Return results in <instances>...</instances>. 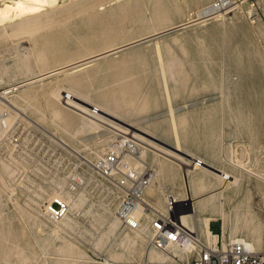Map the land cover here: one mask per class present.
<instances>
[{"label": "rangeland", "instance_id": "1", "mask_svg": "<svg viewBox=\"0 0 264 264\" xmlns=\"http://www.w3.org/2000/svg\"><path fill=\"white\" fill-rule=\"evenodd\" d=\"M12 1L28 15L0 26V91L31 74L69 66L19 89L30 95L20 105L23 112L14 113L17 118L0 141V264H137L148 249L149 236L129 242L110 230V223L117 220L114 211L120 194L112 180L91 168L102 149L119 138L118 133L133 135L139 152L148 150L146 142L133 134L138 131L109 125L97 115L63 104L56 94L60 91L63 95L66 90L90 109L98 107L97 97L127 90L137 99L134 112L110 118L134 122L135 127L168 143H173L177 134L184 153L206 157L227 173H240L238 189L226 190L221 200L226 212L238 208L252 216L251 226L259 232L258 250H264V153L260 148L264 143L253 136L258 103L249 105L252 113L244 129L246 122L240 121L246 119L236 113L240 104L232 99L226 81L229 75L250 86L262 77L250 72L246 78L242 73L246 66L238 64L247 52L236 51L230 33L239 30L229 25L242 24L251 30L250 40L260 49L257 63L264 70V0H236L237 8L202 25L148 38L155 31L189 20L217 0ZM159 14L162 19H154ZM206 27L213 31L202 33ZM85 58L87 64L70 66ZM23 63L29 66L26 71L20 70ZM6 66L13 71L10 75L4 71ZM203 70L214 73L210 82ZM259 99L264 100V93ZM170 107L175 111L174 123ZM57 110L66 112L67 117ZM88 121L95 126L85 127ZM223 145L229 148L226 153ZM250 146L255 147L253 152ZM93 149L99 155L95 160ZM136 157L124 159L135 166L141 164V168L149 166L153 185L169 190L158 167L138 154ZM168 161L172 175L176 171L179 179L176 162ZM73 185L75 191L69 189ZM60 187L79 203L77 207L69 205L68 221L49 216L44 208L51 196L60 193ZM171 192L177 197L184 193L182 189ZM252 195L258 212L252 206ZM233 196L236 203L228 210L225 204ZM160 206L163 211V201L156 200L154 207L159 210ZM145 222L146 218L142 219L141 225ZM219 222L211 224L214 234ZM117 230L136 234L119 220ZM220 231L229 235L230 230L224 233L222 221ZM231 238L238 239L236 235ZM241 239L252 241V234L247 231Z\"/></svg>", "mask_w": 264, "mask_h": 264}, {"label": "bare ground", "instance_id": "2", "mask_svg": "<svg viewBox=\"0 0 264 264\" xmlns=\"http://www.w3.org/2000/svg\"><path fill=\"white\" fill-rule=\"evenodd\" d=\"M240 1L243 2L244 0H240ZM236 2H237L236 0H217V2L206 5L201 10L195 12V14H192L189 20L182 22L180 24L174 25L172 27H168L161 31H157V32L155 31L152 35L146 36L145 38L151 37L156 34H162L164 32L176 30L182 27L202 25L204 22H206L207 19H210L211 17H215L218 14L224 13L230 8H233V9L237 8L238 6L234 5ZM26 15H28V12L26 10L19 9L12 0H2V2L0 3V26L5 25L7 23H11L17 19L23 18ZM154 19L161 20L162 19L161 14H159L158 16H155ZM229 28L239 30V32L234 31L230 33V36L232 37L231 41H232L233 46H235L236 51L244 50L247 52V55L243 59L239 60V64H238V65L246 66V69L244 70L245 72L242 71V73L246 74L245 75L246 78H247L248 73L250 72L261 74L262 77H260V79L258 80L253 81V84L249 86L248 84L247 85L241 84L240 80H243L242 78L241 79H239L238 77L231 78L229 77V75H227L226 81L228 80L227 81L228 89H229L228 91H229V94L231 93L233 95L232 99L240 104V106L236 110V113L240 116V119H246V120L240 121V124L241 122H246V124L244 125V129L248 128V123H249L248 120L250 119L248 117L252 113V110L249 108V105H251V102L258 103L257 104L258 107L254 109V113L256 114V111L258 113H257V118H256L257 125L254 128L253 136L256 140L264 143V100L259 99V95L264 93V70H262L261 64L257 63L259 60L260 49L256 47L253 41L250 40L251 38L250 29L245 28V26H243L242 24H237V23H231L229 25ZM212 29H213L212 27H206L202 31V33H211L213 31ZM237 35L240 36L239 39L235 37ZM110 51L111 50L101 53L99 55L107 54ZM88 60H89L88 58L81 59L77 61L76 63H73L74 65L71 63L70 66H75V64L76 66L84 65L89 62ZM66 66H69V65H66ZM66 66H63L57 69L47 70L39 74H31L30 76H26L24 79L20 81H15L13 82V84L11 83V85L5 86V88H3L2 91H0V112H3L4 109L9 110V111L7 110L8 112L6 111L7 113H5L4 115V123L6 124L8 129L12 126V123H14L13 122L14 118H17V117H14L15 116L14 113L19 114L20 112L21 113L23 112V109L20 107V105L24 103L30 95L28 92L24 90L19 91V89L26 85L32 84L37 79H41L42 77L47 76L48 74L54 71H60ZM28 67L29 66L26 67V64L23 63L20 67V70L26 71ZM4 71L8 73L9 75L13 72L9 66L4 67ZM203 73H205V76L208 82H210L212 78V74L214 73L210 70H203ZM162 75L164 78L163 83L166 85L167 80L165 78V74L162 73ZM2 82H3V79L0 77V84ZM218 83L219 82L217 81V84ZM14 91L15 93L10 96V94L13 93ZM124 91L121 93H113L112 96L97 97V100L99 102L98 107H96L97 109H94V108L90 109L87 106L83 105L81 103L82 101L79 100L78 97L71 94L70 91L66 90L65 92H63V95L60 93V91H58L56 95L63 104H66V105L67 103L72 104V106L76 107L81 112L88 111L89 113L93 115H97L95 117H98V119L102 120L103 122H107L109 125L114 124V125H117V127H123L132 133L133 131H138V133H133V134L138 136L142 141L146 142V145L148 146V150L146 149L143 151L141 150L140 152L138 151V158L140 157V158H145L146 160H151L158 167V172L163 173V177L166 179L170 191H176V190L180 191L181 189L184 191L181 197H177L173 193L175 197H177L178 199L187 197L191 202V208L189 210V213L181 217L182 222L186 224L188 227L196 230L200 234L203 240H209L212 237L211 233H213V231L211 230V227L209 224L210 220L219 218L222 221L224 233L227 230L228 231L230 230L229 235H227L230 238L225 236L222 232L224 237L233 239L231 238V236L236 235L238 239H233V240L243 241L251 249L258 250L259 248L258 244H260V238L258 234L259 232L256 229L252 228L251 226L252 216L249 215L248 212H244V210L242 209L240 210L238 208L234 212H226L225 207H224V202H222L221 200L222 199L221 197L224 195V192L226 190L236 191V189H238V187L240 186V179H241L240 173H236V172L227 173L221 170L220 168H217L214 162H212V160H209L206 157H203V158L195 157V155L189 151L184 153L183 152L184 150L181 149L182 145L180 143V140L177 134H175V141H173V143H168L162 140L161 138H157L153 134H149L143 130H140L138 127H135L134 122H128L126 120L124 121L123 118H120V119L117 118L118 120L125 123L123 124L120 121L118 122L114 120V118H116L117 116L121 117V115L123 114L124 115L129 114L130 116L131 112L135 109V108L133 109L132 106H134L137 101L136 97H133L134 95L132 94L131 96H129V93H128L129 91L127 90H124ZM64 94H67V95L64 96ZM241 97H244V98H241ZM5 98H7V100ZM167 100L170 101L169 94L167 96ZM4 106L6 107L4 108ZM243 106H245L244 109H241L240 107H243ZM168 113L169 115H171L170 116L171 122L174 123L175 122L174 109L170 107L168 109ZM57 114L64 115V117H67L66 115L67 113L64 112L63 110H60V111L57 110ZM110 116L114 118L112 119L110 118ZM83 125L87 128H93L95 126V124L89 121L84 123ZM136 126H138V124ZM173 126L177 127V125H173ZM239 132L242 133L243 130L240 129ZM158 140L167 144L170 147H167L161 144L160 142H158ZM62 143L64 144L65 142L62 141ZM153 147H156L158 150L156 148L154 149ZM250 148H251V152H253L255 147L250 146ZM260 148H261V152L264 153V146ZM223 149L225 153L229 151V148L224 145H223ZM151 151H155V152H151ZM75 153L81 159L88 160L86 156L78 154V152H75ZM92 153L93 155H95V157L93 158L95 160L97 156L99 155L97 154V151L94 149L92 150ZM125 157L134 159L136 156H134L133 154H125L124 158ZM168 159H171L173 162L174 161L176 162V165L178 166V169L180 171L179 179H178V175L176 171L174 175H172L171 169L169 167ZM198 160H200V162ZM126 162L130 163L128 161ZM94 163L95 162L92 163V166H94ZM130 166L136 169L138 168V170L141 168L140 167L141 164L139 166H135L134 164L130 163ZM91 168L95 169V167H91ZM151 173L153 172L151 171ZM153 175L154 174H152L151 176L150 184L147 186L146 190L143 193V198L147 200L153 207L150 208L149 210H146L145 212H143L140 208H138L134 212V216L139 220V226L137 228H132L131 226L123 223L120 220V218H118L115 214L114 215L117 218V220L110 223V230L116 231L117 234L121 238L126 239L129 242H135V241L141 242L144 239H146V237L148 238V236L151 235L152 230H151L150 221H149L151 217L149 214L150 213L154 214V210H158L156 207H154V202H156V200H160V201L162 200L163 208H164V193H165V190L167 189H164L163 187L158 186V185L154 186L152 183ZM155 177H156V174H155ZM106 179L108 178H105V180ZM259 185L260 187H262L261 184ZM114 186L119 191V194H121L122 190L115 183H114ZM209 187H212V188L210 190H207V192L202 193ZM75 188L76 187L74 185L71 187L69 186V189L71 191H75ZM61 190L62 189L60 187L57 190V192L60 191V193L55 194V195L62 196L63 198L66 199V201L68 202V211L62 217L58 218V220L68 221L69 217L67 214L69 212V207H70L69 205L71 204L72 207L73 206L77 207L79 203L77 199H72L71 197H68L67 192H64ZM65 194L66 196H64ZM161 196H162V199H161ZM51 197L49 199H51ZM159 210L162 211L161 206ZM145 218H146V222L144 223V225H141V220ZM118 220L121 222L123 226H125L129 230L136 231V234L134 236H131V234L128 233L127 231L119 232L117 230ZM247 231L252 234V241L241 239V236L244 235V233ZM214 237H216V234H214ZM170 249L172 252L177 253V254H189L191 252L190 248L184 249V247L181 245H172ZM148 256L150 259H166L167 258L165 254L161 253L155 248L148 249Z\"/></svg>", "mask_w": 264, "mask_h": 264}, {"label": "built area", "instance_id": "3", "mask_svg": "<svg viewBox=\"0 0 264 264\" xmlns=\"http://www.w3.org/2000/svg\"><path fill=\"white\" fill-rule=\"evenodd\" d=\"M7 110L0 112V141L4 139L8 128L4 123ZM118 135L119 138L102 150L94 167L100 176L113 180L122 190L115 215L123 223L137 228L139 220L134 216L136 209L140 208L145 212L153 207L143 198L152 173L149 166L137 170L126 162L124 155L136 156L138 144L134 136L127 132ZM190 204L187 197L178 199L170 190H165L164 210H154L149 220L152 232L148 238V249L155 248L167 258L150 259L147 249L137 264H264V250L251 249L243 241L226 238L222 231L215 232L216 237L211 233V239L203 240L196 230L182 222L181 217L189 213ZM44 208L49 216L60 218L68 211V202L62 196L55 195L46 201ZM172 245L190 248L191 252L174 253L170 249Z\"/></svg>", "mask_w": 264, "mask_h": 264}, {"label": "crops", "instance_id": "4", "mask_svg": "<svg viewBox=\"0 0 264 264\" xmlns=\"http://www.w3.org/2000/svg\"><path fill=\"white\" fill-rule=\"evenodd\" d=\"M157 133V132H156ZM164 134V133H163ZM157 136H160V134L159 133H157ZM85 145V144H84ZM198 152H200V151H198ZM200 154H202V153H200ZM146 190V189H145ZM236 196H233V199L232 200H230L229 202H227L226 204H225V206L228 208V210H230L231 209V207L236 203ZM264 202V201H263ZM252 206L254 207V205H253V195H252ZM190 208H191V204H190ZM254 209L256 210V208L254 207ZM256 212H258L257 210H256ZM260 213V212H259ZM261 216V215H260ZM262 218V217H261ZM214 220H220V222H219V230L218 231H215V232H219L220 231V229H221V219H212V220H210V222H209V224H210V227H211V224L213 223V221ZM263 220V219H262ZM264 222V221H263ZM264 226V225H263ZM263 226H262V235H263ZM212 229V228H211Z\"/></svg>", "mask_w": 264, "mask_h": 264}]
</instances>
